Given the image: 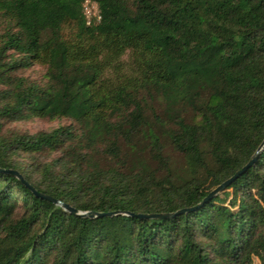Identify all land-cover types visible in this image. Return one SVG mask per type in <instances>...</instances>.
I'll return each instance as SVG.
<instances>
[{"label":"trees","instance_id":"trees-1","mask_svg":"<svg viewBox=\"0 0 264 264\" xmlns=\"http://www.w3.org/2000/svg\"><path fill=\"white\" fill-rule=\"evenodd\" d=\"M92 1L0 0V264H254L264 0Z\"/></svg>","mask_w":264,"mask_h":264},{"label":"rangeland","instance_id":"rangeland-1","mask_svg":"<svg viewBox=\"0 0 264 264\" xmlns=\"http://www.w3.org/2000/svg\"><path fill=\"white\" fill-rule=\"evenodd\" d=\"M249 2L250 0L244 1V4L246 5L243 6V12L245 13L246 16H249L255 11L254 7ZM41 73H42V69L38 66L25 72L26 75H30L33 78H39ZM68 122L69 120L67 119L54 120V121H48L44 119H33L29 121H19L16 123H10L6 126V128L9 130L12 129V130L27 132L29 134H32L38 131H46L60 124H66ZM19 160L23 164L28 163V159L25 156H22ZM254 264H264V249L255 257Z\"/></svg>","mask_w":264,"mask_h":264},{"label":"water","instance_id":"water-1","mask_svg":"<svg viewBox=\"0 0 264 264\" xmlns=\"http://www.w3.org/2000/svg\"><path fill=\"white\" fill-rule=\"evenodd\" d=\"M254 159V158H253ZM253 160H251L249 162L252 163ZM15 175L18 176V174L15 172V171H12ZM239 172H236L231 178L227 179L226 181H224L222 184H220L218 187H216L212 192L211 194H214L216 193L217 191H219L220 189H222L223 187H225L227 184L230 183V181L232 179L235 178V176L238 174ZM37 195H39L40 197H43L45 199H48L50 201H52L53 203L61 206L65 211H68L72 214H75L77 216H81V217H95V216H104V215H115V214H119V212L117 211H113V212H96V211H79L71 206H69L68 204L66 203H63L61 201H58L56 199H53L51 198L50 196L48 195H42L40 193H37ZM166 215H170V214H142V215H139L141 217H161V216H166Z\"/></svg>","mask_w":264,"mask_h":264},{"label":"built area","instance_id":"built-area-1","mask_svg":"<svg viewBox=\"0 0 264 264\" xmlns=\"http://www.w3.org/2000/svg\"><path fill=\"white\" fill-rule=\"evenodd\" d=\"M82 12L87 25H91L100 19L97 4L92 0H84Z\"/></svg>","mask_w":264,"mask_h":264}]
</instances>
